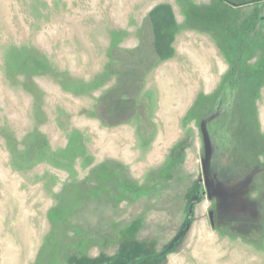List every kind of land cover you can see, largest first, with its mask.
Returning a JSON list of instances; mask_svg holds the SVG:
<instances>
[{"label": "rangeland", "instance_id": "rangeland-1", "mask_svg": "<svg viewBox=\"0 0 264 264\" xmlns=\"http://www.w3.org/2000/svg\"><path fill=\"white\" fill-rule=\"evenodd\" d=\"M0 264H264V0H0Z\"/></svg>", "mask_w": 264, "mask_h": 264}, {"label": "crops", "instance_id": "crops-1", "mask_svg": "<svg viewBox=\"0 0 264 264\" xmlns=\"http://www.w3.org/2000/svg\"><path fill=\"white\" fill-rule=\"evenodd\" d=\"M126 79H127V77L125 78V81H127ZM124 87L125 86L123 83V86H122L123 90H124ZM119 90H120V88H119ZM116 93H117V91H111L108 94H106L105 96H103L100 100V110L97 113V115L99 117L98 120L107 127L117 126V125L122 124V122H123L121 119H119V117L121 116V113L120 112L116 113V107L114 108L115 101L110 100V96L113 100V98H115ZM103 100H107L106 106L103 105L104 104V102H102ZM110 118H112V120H110Z\"/></svg>", "mask_w": 264, "mask_h": 264}, {"label": "water", "instance_id": "water-1", "mask_svg": "<svg viewBox=\"0 0 264 264\" xmlns=\"http://www.w3.org/2000/svg\"><path fill=\"white\" fill-rule=\"evenodd\" d=\"M204 173H206V168H204ZM205 183H206V191L209 194L210 193V187H209L207 180H205Z\"/></svg>", "mask_w": 264, "mask_h": 264}, {"label": "trees", "instance_id": "trees-1", "mask_svg": "<svg viewBox=\"0 0 264 264\" xmlns=\"http://www.w3.org/2000/svg\"><path fill=\"white\" fill-rule=\"evenodd\" d=\"M106 101H107V100H103V101H102V102H104V104H103L104 106H106V104H107ZM108 101H109V100H108ZM103 105H102V106H103ZM202 194H203V192H202ZM211 195H212L211 198H213V197H216V198H217V197H218L217 199H218V202H219V196H215V194H213V193H211Z\"/></svg>", "mask_w": 264, "mask_h": 264}]
</instances>
